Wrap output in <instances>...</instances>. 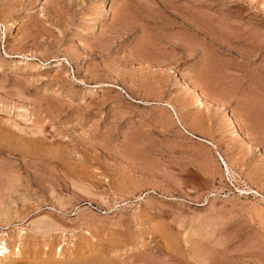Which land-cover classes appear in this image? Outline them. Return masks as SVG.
Returning a JSON list of instances; mask_svg holds the SVG:
<instances>
[{
  "label": "rangeland",
  "instance_id": "374dc122",
  "mask_svg": "<svg viewBox=\"0 0 264 264\" xmlns=\"http://www.w3.org/2000/svg\"><path fill=\"white\" fill-rule=\"evenodd\" d=\"M0 22V264H264V0H0Z\"/></svg>",
  "mask_w": 264,
  "mask_h": 264
},
{
  "label": "bare ground",
  "instance_id": "6f19581e",
  "mask_svg": "<svg viewBox=\"0 0 264 264\" xmlns=\"http://www.w3.org/2000/svg\"><path fill=\"white\" fill-rule=\"evenodd\" d=\"M0 27H3V25L1 24L0 22ZM5 32L6 31H11L13 28H15V23L14 22H11V23H8L6 26L3 27ZM8 33V32H7ZM175 84L177 86L178 89L180 90H184L185 89V85L186 83L184 84V76L181 74V73H178V74H175ZM189 84V83H188ZM190 86L192 87L193 90L196 91L197 87L195 86L194 87V84L191 83ZM196 96H195V100H196V104L197 106L201 107L205 104V100H204V94L201 93L200 91H196ZM164 106L168 107L174 114V116L176 117L177 121H179V116H178V113L176 112V110L174 109V107L169 103V102H165L164 103ZM220 106V105H219ZM225 121H226V124L227 126L232 130V134L233 135H236L238 133V129L240 131V134L244 135V137H246V132L240 127V123L236 120V118L234 117L233 113H230V112H225ZM180 122V121H179ZM180 124V123H179ZM245 133H244V132ZM191 134V133H190ZM194 138H197L209 145H211L213 148H216L215 144L212 142V141H209L207 139H204V138H201V137H198L196 135H193L191 134ZM219 156V159L221 161V163L223 164V166L225 167V171L228 173V175H232V172L226 161V159L219 153L218 154ZM234 174V173H233ZM251 190V188H249ZM247 191V190H246ZM253 191V189L251 190V192ZM253 193H255L259 198H262L264 199V196L262 194H260L259 192L257 191H253ZM43 221V220H42ZM42 223V222H41ZM44 223V222H43ZM46 223V222H45ZM51 225V224H50ZM46 226V225H45ZM48 227V229H50L49 227L50 226H46ZM52 228V227H51ZM53 229V228H52ZM7 235L2 233L0 234V258H7L8 256H19L21 254V250L19 247L16 248H10V246L7 245L6 243V240H5V237ZM22 236V235H21ZM59 252L62 251V249H59L57 250ZM71 252V251H70ZM56 254V253H55ZM61 255V253H59ZM60 255H59V258H60Z\"/></svg>",
  "mask_w": 264,
  "mask_h": 264
}]
</instances>
